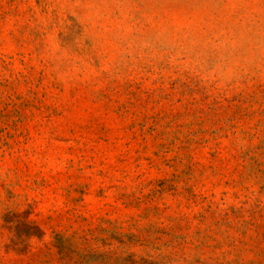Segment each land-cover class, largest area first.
<instances>
[{
  "label": "rangeland",
  "instance_id": "374dc122",
  "mask_svg": "<svg viewBox=\"0 0 264 264\" xmlns=\"http://www.w3.org/2000/svg\"><path fill=\"white\" fill-rule=\"evenodd\" d=\"M0 264H264V0H0Z\"/></svg>",
  "mask_w": 264,
  "mask_h": 264
}]
</instances>
